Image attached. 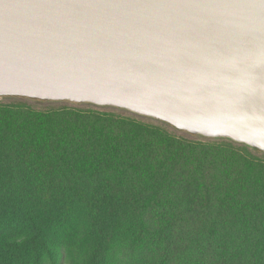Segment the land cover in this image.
I'll return each instance as SVG.
<instances>
[{"label":"trees","instance_id":"obj_1","mask_svg":"<svg viewBox=\"0 0 264 264\" xmlns=\"http://www.w3.org/2000/svg\"><path fill=\"white\" fill-rule=\"evenodd\" d=\"M5 100L0 264H63L62 239L87 247L81 264H264L259 151L118 109Z\"/></svg>","mask_w":264,"mask_h":264},{"label":"water","instance_id":"obj_2","mask_svg":"<svg viewBox=\"0 0 264 264\" xmlns=\"http://www.w3.org/2000/svg\"><path fill=\"white\" fill-rule=\"evenodd\" d=\"M113 108L264 153V0H0V99Z\"/></svg>","mask_w":264,"mask_h":264},{"label":"rangeland","instance_id":"obj_3","mask_svg":"<svg viewBox=\"0 0 264 264\" xmlns=\"http://www.w3.org/2000/svg\"><path fill=\"white\" fill-rule=\"evenodd\" d=\"M0 102H8L7 100L0 99ZM26 103L30 104L34 109L37 110H52V109H58V108H62L63 106H71V107H75V108H83V109H91V110H96V111H100V112H106L109 111L110 108H98V107H94L91 105H75V104H69V103H47V102H37V101H29V100H25ZM126 116L134 118L136 120H140V121H144L140 118H135L132 115L127 114ZM148 119V118H147ZM151 120V119H150ZM154 121V120H153ZM177 136L179 137H183L186 138L188 140L194 141V142H210L212 141L211 139H205L202 138L200 136H191L185 133H176ZM257 156H259L260 158L264 159V153H257ZM65 240L66 242H64L62 245V254L63 256L58 258L57 262L62 261L63 264H81V261L84 260V257L81 258V253L86 250L87 247L83 246V245H79L78 242H72L70 240H66V239H62ZM101 258V257H100ZM99 258V259H100ZM127 263V261H126ZM125 261H118V260H114L113 259V263L112 264H126Z\"/></svg>","mask_w":264,"mask_h":264}]
</instances>
